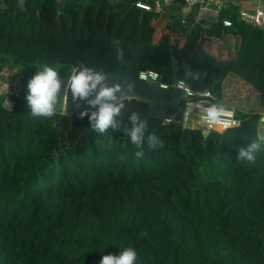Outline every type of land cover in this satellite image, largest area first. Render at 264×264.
Returning a JSON list of instances; mask_svg holds the SVG:
<instances>
[{
	"label": "trees",
	"instance_id": "16d2710c",
	"mask_svg": "<svg viewBox=\"0 0 264 264\" xmlns=\"http://www.w3.org/2000/svg\"><path fill=\"white\" fill-rule=\"evenodd\" d=\"M20 1L0 0V75L41 64L61 79L78 68L154 70L219 98L233 76L260 109L237 110L238 127L203 135L126 99L120 128L101 135L64 108L33 117L24 98L6 112L1 97L0 264H100L126 247L136 264H264V28L232 5L217 19L196 23V7L186 24H165V9L156 19L136 6L156 0H24L25 10ZM133 111L163 141L144 143L141 157L124 133ZM252 142L255 162L237 160Z\"/></svg>",
	"mask_w": 264,
	"mask_h": 264
},
{
	"label": "clouds",
	"instance_id": "9594fccd",
	"mask_svg": "<svg viewBox=\"0 0 264 264\" xmlns=\"http://www.w3.org/2000/svg\"><path fill=\"white\" fill-rule=\"evenodd\" d=\"M117 54L122 55L120 50H117ZM59 73L58 67L41 64L36 69L35 75L28 81L26 101L33 117H52L58 103L61 99L66 102L70 93L73 101L87 102L88 108L81 111L79 116L87 117L89 126L95 132L103 135L109 129L120 128L119 117L126 107L117 96V93L121 92V88L119 85L107 86L103 70L73 69L69 73L67 81H62ZM62 87L65 89L63 93L61 92ZM218 111V108L213 106L208 111V116L215 120ZM147 129V121L141 118L138 112L133 111L128 116V126H125L124 133L130 142L140 149L135 153L137 157L143 156L144 143H147L150 148H156L163 144V141L154 132L148 133ZM259 147L258 143L252 142L246 147L239 148L237 160L254 163ZM136 262L137 251L133 247H126L116 255H103L100 260V264H136Z\"/></svg>",
	"mask_w": 264,
	"mask_h": 264
},
{
	"label": "built area",
	"instance_id": "2783aa9c",
	"mask_svg": "<svg viewBox=\"0 0 264 264\" xmlns=\"http://www.w3.org/2000/svg\"><path fill=\"white\" fill-rule=\"evenodd\" d=\"M62 2L64 0H57ZM166 3L170 0H164ZM185 5L189 8H198L196 15L197 23L207 20L209 18L217 19L219 16V11L211 8L212 5L221 6V3L216 0H184ZM236 5V3H235ZM137 7L148 10L156 11L158 10V3L154 9L150 5L145 3H137ZM209 12H212V16H209ZM239 17L241 21L258 27L264 28V11H256L254 14L248 11L239 12ZM226 27H231L232 22L229 20L224 21ZM16 71H11L8 76H11L14 80L13 82L7 83L5 89L0 91V98L2 97V107L6 112L11 113L17 104L19 99H22V84L21 79L17 77ZM5 76L3 73L0 75V84H5L1 81L2 77ZM139 81L145 82L149 85H154L162 90H179L183 92L184 96L188 97L185 104H181L180 100H176L178 106H183L182 118L180 122H176L174 117H167L163 120L165 125H171L174 123H180L183 128L186 129H197L200 130L203 135H208L212 131L220 132L238 127L240 125V120L235 117L234 110L228 107H222L218 105L217 99L214 94L208 90L196 92L185 80H179L174 82L172 85L163 83L161 81L160 74L154 70H144L140 71L137 78ZM216 106L218 108V116L215 120L208 116V111ZM64 111H66L64 105ZM81 118L80 116H78ZM85 118V117H84ZM82 119V118H81Z\"/></svg>",
	"mask_w": 264,
	"mask_h": 264
},
{
	"label": "water",
	"instance_id": "95a60500",
	"mask_svg": "<svg viewBox=\"0 0 264 264\" xmlns=\"http://www.w3.org/2000/svg\"><path fill=\"white\" fill-rule=\"evenodd\" d=\"M73 0H65L62 6L65 7L67 3ZM159 10L155 12L156 19L159 18L160 14L166 7L164 0L158 1ZM19 7L22 10L26 9L24 0L19 2ZM1 8H5V5H1ZM211 8L218 10V7L212 5ZM105 83L107 86L119 85L121 92L117 93V96L123 101L126 99H137L140 101L147 102L150 105L151 117L165 120L167 117L173 116L176 122H180L182 118L183 106H178L176 100H188V97L184 96L183 92L179 90H162L157 86L149 85L145 82L139 81L133 76H129L124 72L118 73H105ZM24 98V97H23ZM64 105L68 115L79 116L81 111L88 108L86 101H73L71 94L69 93L68 100ZM94 110V109H93Z\"/></svg>",
	"mask_w": 264,
	"mask_h": 264
},
{
	"label": "rangeland",
	"instance_id": "374dc122",
	"mask_svg": "<svg viewBox=\"0 0 264 264\" xmlns=\"http://www.w3.org/2000/svg\"><path fill=\"white\" fill-rule=\"evenodd\" d=\"M167 45V43H166ZM223 56L221 57V59ZM17 77L21 79L23 83L26 84L27 87L28 81L35 75L36 69L32 67H26L21 69L20 72L16 71ZM61 74V72L59 73ZM68 78L61 79L62 81H67ZM65 89L62 87L61 92L63 93ZM217 99L218 105L222 107H228L234 110V114L236 117L237 110L240 112H248L251 109L259 110L260 108L257 107L256 100V93L252 91L250 86L246 84H242L238 79H235L233 76H230L228 80L224 82L223 90H222V97L219 98L218 96L214 95ZM64 108V101L61 104L60 102L57 105L56 109L63 110ZM262 122L264 123V113ZM264 129V127H263ZM262 138L264 139V132H262Z\"/></svg>",
	"mask_w": 264,
	"mask_h": 264
},
{
	"label": "crops",
	"instance_id": "0c3cea01",
	"mask_svg": "<svg viewBox=\"0 0 264 264\" xmlns=\"http://www.w3.org/2000/svg\"><path fill=\"white\" fill-rule=\"evenodd\" d=\"M158 1L159 0H156V3H158ZM216 1H219L221 3L220 7L218 5H214L218 7V11H221V9L225 8L226 6H230V5H232V7H235L238 13L241 11H248L249 13L254 14L256 11H264V0H216ZM158 10H159V7H158ZM158 10H156L155 12H157ZM192 11H193L192 8H189L186 5L179 3L178 0H170L169 2L166 3V7H165L166 14H165L164 23L165 24L167 23L186 24L187 22H189V17ZM208 14L209 16H212V12H209ZM10 73L11 71L7 69L3 73L5 76L2 77L1 81L5 84H0V91L1 90L3 91L5 89V85L7 83L13 82L14 79L11 76H8V74ZM238 80L242 84H244L243 81H241L240 79ZM27 94L28 92H26V95L24 96L25 101H26ZM256 100H257V94H256Z\"/></svg>",
	"mask_w": 264,
	"mask_h": 264
}]
</instances>
